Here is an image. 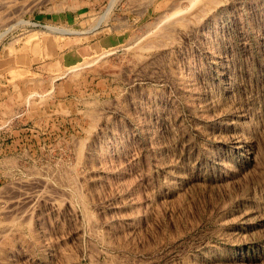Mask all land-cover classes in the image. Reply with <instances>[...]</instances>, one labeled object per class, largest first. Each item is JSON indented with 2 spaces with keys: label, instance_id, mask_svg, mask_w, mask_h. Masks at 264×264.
<instances>
[{
  "label": "rangeland",
  "instance_id": "rangeland-1",
  "mask_svg": "<svg viewBox=\"0 0 264 264\" xmlns=\"http://www.w3.org/2000/svg\"><path fill=\"white\" fill-rule=\"evenodd\" d=\"M1 33L53 54L0 104V264H264V0H0Z\"/></svg>",
  "mask_w": 264,
  "mask_h": 264
},
{
  "label": "crops",
  "instance_id": "crops-1",
  "mask_svg": "<svg viewBox=\"0 0 264 264\" xmlns=\"http://www.w3.org/2000/svg\"><path fill=\"white\" fill-rule=\"evenodd\" d=\"M51 42V38L49 39L47 37H42L41 43L37 45L36 48L38 50L37 53H40L38 56H27L21 54L12 56L7 53H4L2 55L0 54V104L5 103V101L7 100L6 97L10 96L15 90L18 81H14V75L17 73V71L23 72L31 68L34 73H46V69L38 71L36 66H38L39 64L42 65L41 63L50 60L47 57L52 56L53 54ZM46 68L51 69L52 64H47Z\"/></svg>",
  "mask_w": 264,
  "mask_h": 264
},
{
  "label": "bare ground",
  "instance_id": "bare-ground-1",
  "mask_svg": "<svg viewBox=\"0 0 264 264\" xmlns=\"http://www.w3.org/2000/svg\"><path fill=\"white\" fill-rule=\"evenodd\" d=\"M114 1H115V0H114ZM114 3H115V2H114ZM193 3H194V2H193ZM111 6H112V5H111ZM174 10H175V9H174ZM173 14H174V13H173ZM169 16H170V15H169ZM172 16H174V15H172ZM166 18H167V17H166ZM178 20H179V19H178ZM180 20H181V19H180ZM24 21H25V20H24ZM25 22H26V21H25ZM28 22H29V21H28ZM27 24H28V23H27ZM98 24H99V23H98ZM13 27H14V26H13ZM13 27H12V28H13ZM51 27H52V26H51ZM96 27H97V26H96ZM10 28H11V27H10ZM10 28H8V30H9ZM164 29H166V28H164ZM8 30H7L6 32H8ZM59 30L63 31V30H65V29H63V30H62V29H59ZM59 30H58V31H59ZM53 31H54V30H53ZM55 31H56V28H55ZM61 31H60V32H61ZM65 31H66V30H65ZM67 31H68V30H67ZM73 31H74V30H73ZM63 32H64V31H63ZM71 32H72V31H71ZM3 33H4V32H3ZM3 33L0 34V40L2 39L1 37L3 36ZM77 33H78V32H77ZM77 33H76V34H77ZM80 33H81V32H80ZM167 33H168V32H167ZM4 36H5V35H4ZM10 43H11V42H10ZM11 52H12V51H10V53H11ZM21 69H22V68H21ZM15 72H16V71H15ZM19 73H21V72H19ZM17 75H18V74H17ZM19 75H20V74H19ZM22 75H23V74H22ZM22 75H21V76H22ZM17 77H18V76H17ZM17 77H16V78H17Z\"/></svg>",
  "mask_w": 264,
  "mask_h": 264
}]
</instances>
